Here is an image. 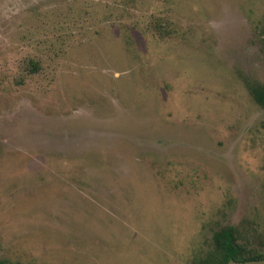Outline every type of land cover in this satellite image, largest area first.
I'll return each instance as SVG.
<instances>
[{
  "label": "rangeland",
  "instance_id": "374dc122",
  "mask_svg": "<svg viewBox=\"0 0 264 264\" xmlns=\"http://www.w3.org/2000/svg\"><path fill=\"white\" fill-rule=\"evenodd\" d=\"M251 85L264 0H0V259L264 255Z\"/></svg>",
  "mask_w": 264,
  "mask_h": 264
},
{
  "label": "trees",
  "instance_id": "16d2710c",
  "mask_svg": "<svg viewBox=\"0 0 264 264\" xmlns=\"http://www.w3.org/2000/svg\"><path fill=\"white\" fill-rule=\"evenodd\" d=\"M30 64L32 65V67L34 68V70H39L40 66L37 62L30 60ZM250 90V94L253 98V100L255 101V103L257 105H259L263 110H264V86L261 85H251L249 87ZM225 236H226V245H224L225 247H227V255H228V259L230 260H237L240 262H246V261H251V260H260V259H264V255L263 254H254V255H249L246 256L242 259L238 258L236 256V253L238 252V250L240 251L239 247H236V236H235V232L232 229H228L225 231ZM226 253V252H225ZM228 261V260H226ZM226 263V262H225ZM0 264H10L8 261L0 259Z\"/></svg>",
  "mask_w": 264,
  "mask_h": 264
},
{
  "label": "water",
  "instance_id": "95a60500",
  "mask_svg": "<svg viewBox=\"0 0 264 264\" xmlns=\"http://www.w3.org/2000/svg\"><path fill=\"white\" fill-rule=\"evenodd\" d=\"M226 264H264V259L251 260V261H246V262H239V261H235V260H230Z\"/></svg>",
  "mask_w": 264,
  "mask_h": 264
}]
</instances>
